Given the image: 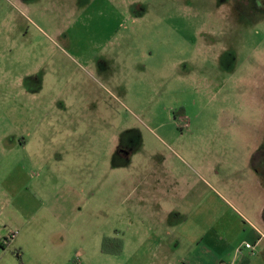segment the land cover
<instances>
[{
	"label": "rangeland",
	"instance_id": "374dc122",
	"mask_svg": "<svg viewBox=\"0 0 264 264\" xmlns=\"http://www.w3.org/2000/svg\"><path fill=\"white\" fill-rule=\"evenodd\" d=\"M261 152L264 0H0V264L252 247Z\"/></svg>",
	"mask_w": 264,
	"mask_h": 264
},
{
	"label": "crops",
	"instance_id": "0c3cea01",
	"mask_svg": "<svg viewBox=\"0 0 264 264\" xmlns=\"http://www.w3.org/2000/svg\"><path fill=\"white\" fill-rule=\"evenodd\" d=\"M264 186V182H262V188ZM257 187L261 189V183L257 182ZM147 212V211H146ZM149 216V214L147 213ZM179 224V220H178ZM211 232V233H210ZM210 232H207L205 235L200 234L198 236V239L194 241L192 245H194L195 248H205V249H213L215 252L212 253V258L210 261V264H264V232L257 229L255 232H257L258 241H256L254 244H252L250 248H246L245 245L238 244L237 246H232V244H225L223 241V230H212ZM156 244H153L152 241L146 240L144 241L140 247H148L149 244L154 248V251L152 252L153 256H155L156 252L160 249H164L163 251V257L170 260L171 256V249L180 251L181 244L178 242L175 243H164L163 245L160 244L161 240L156 241ZM263 242V243H262ZM1 243V242H0ZM4 243H7V240H4ZM2 244V243H1ZM124 243L122 241V247L121 251L123 250ZM161 246V247H160ZM215 247V248H214ZM216 248L221 250V252H216ZM209 250V249H208ZM201 253V252H200ZM210 253V251H209ZM120 254V253H119ZM211 254V253H210ZM241 254L247 256V260H245ZM118 255V254H117ZM263 258V259H262ZM181 263H184V258H180ZM195 259L196 256H195Z\"/></svg>",
	"mask_w": 264,
	"mask_h": 264
},
{
	"label": "trees",
	"instance_id": "16d2710c",
	"mask_svg": "<svg viewBox=\"0 0 264 264\" xmlns=\"http://www.w3.org/2000/svg\"><path fill=\"white\" fill-rule=\"evenodd\" d=\"M111 241H115L117 243V246L115 248H109L108 243ZM0 246L2 247V244L0 243ZM122 242L119 239H110L105 238L102 244V252L105 254H119L121 252ZM18 260L20 261V256L17 255Z\"/></svg>",
	"mask_w": 264,
	"mask_h": 264
},
{
	"label": "flooded vegetation",
	"instance_id": "af4514ba",
	"mask_svg": "<svg viewBox=\"0 0 264 264\" xmlns=\"http://www.w3.org/2000/svg\"><path fill=\"white\" fill-rule=\"evenodd\" d=\"M175 115H176V112H175ZM259 159H260V161H263V163H264V152H261L260 154L257 155L256 160H259Z\"/></svg>",
	"mask_w": 264,
	"mask_h": 264
},
{
	"label": "built area",
	"instance_id": "2783aa9c",
	"mask_svg": "<svg viewBox=\"0 0 264 264\" xmlns=\"http://www.w3.org/2000/svg\"><path fill=\"white\" fill-rule=\"evenodd\" d=\"M245 247H246V248H250V246H249V245H245Z\"/></svg>",
	"mask_w": 264,
	"mask_h": 264
}]
</instances>
